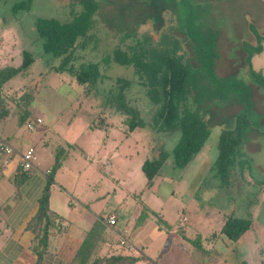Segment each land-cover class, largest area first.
<instances>
[{"label": "rangeland", "instance_id": "rangeland-1", "mask_svg": "<svg viewBox=\"0 0 264 264\" xmlns=\"http://www.w3.org/2000/svg\"><path fill=\"white\" fill-rule=\"evenodd\" d=\"M24 1L28 0H0V57L8 53L7 56L12 60L8 64L0 59V66L20 65L22 50L28 48L45 68L46 65L51 66L53 63L56 65L58 61L54 60L52 55L44 54L43 41L36 40L35 23L41 18L69 20L72 17V7L79 9L81 0H30L28 9L14 10L17 3ZM95 1L99 4V11L94 17L91 31L93 38L87 50L78 52L87 62L102 60L120 44L121 37L125 34L152 33L157 36L158 31L153 20L163 24L166 21L164 28L173 20L177 36L189 49L182 30L181 18L184 16L178 4L179 0H161L162 3L158 2L155 5H150L151 0ZM192 2L196 6V15L201 19V25L219 32L217 73L225 77L239 76L249 83L252 90L255 103L250 115L252 126L247 132L241 156L226 174L220 173L218 168L214 167L218 157L220 132L222 128L234 124L233 120L240 110L234 100L223 106L208 102L205 104L204 108L210 119L209 139L191 164L183 169L172 165L173 150L179 137L178 131L159 132L157 129L138 128L128 133L126 125L124 127L122 124L123 116L113 114L112 120L108 119L107 122L109 127L114 129L109 132L107 143L113 145L114 150L118 149L122 161L114 176L107 177L108 195L102 203L94 204V209H101L104 203H107L104 213H117L118 227L125 226L128 218L133 221L141 208L138 206L135 209L137 205L135 195L142 192L146 185L142 163L147 158L151 159L159 149L166 152L170 158L164 164L162 176L155 186L145 190L142 195L148 208H145L147 213L141 218L142 222L145 221L144 225H140L136 232L129 236L135 246L145 249L146 263L166 264L164 261L167 258L168 264H240L244 260L248 264H264V89L251 80L244 68L246 53L243 48L245 42L250 45L257 44L250 24L256 25L264 35V0H192ZM167 5H170L174 12L170 11ZM148 15L151 18H148ZM33 40L35 43L30 45ZM128 41L129 39L126 42ZM253 64L256 70L261 69L264 72V52L253 59ZM111 66L110 69H105L106 66L103 63L101 65L102 72L109 74L112 80L101 84L100 90L105 92L114 87V77H129L134 82L129 98L138 100H133V104L142 109L143 116L149 119L152 113H149L145 105L144 94L136 83L137 78L133 70L115 63ZM36 67L39 68V65H35L34 68ZM34 76H37V73H31L28 78L23 74L17 75L6 86L14 90L19 89L20 83H23L21 85L23 86ZM53 77L57 79L58 88L52 90L45 85L41 93L35 95L36 99L46 101L49 106H53L52 108H60L59 112L65 114L68 113L64 111L65 108L77 109L82 104L83 110L81 109L80 114H87L90 122L99 124L103 118L101 113L106 106L103 100L109 96L106 93L98 96L99 99L94 96L92 98L82 96L81 102H76L72 106L70 104L72 93L67 95L68 85H61L59 80L61 75L55 74ZM78 89V93L83 91L82 87ZM16 97L17 95L13 94V98H10L17 101ZM109 110L113 111L108 107ZM115 130L123 132L115 134ZM100 133L101 130L93 131L92 140L103 139ZM103 133L106 134L108 131ZM81 207L83 205L79 203L74 206L76 209ZM64 215L67 216L66 213ZM230 215L252 221L251 230L236 242L217 235ZM213 234L217 236L214 237ZM110 235L112 245L106 252L100 251V255L120 252L142 259L143 253L125 251L120 248L118 236ZM192 240H198L204 248L203 251L197 249ZM55 256L56 253L49 251L44 264H60L61 260Z\"/></svg>", "mask_w": 264, "mask_h": 264}, {"label": "trees", "instance_id": "trees-1", "mask_svg": "<svg viewBox=\"0 0 264 264\" xmlns=\"http://www.w3.org/2000/svg\"><path fill=\"white\" fill-rule=\"evenodd\" d=\"M29 2L30 0L17 3L14 10L28 9ZM158 2L162 3L161 0H151L150 5H155ZM178 4L183 10L184 17L183 19L180 17L181 25L189 49L177 36L173 20L170 17L172 22L169 21L165 28L166 21H163V24L153 20L156 24L155 29L158 31L157 36L152 33L125 34L121 37L120 44L116 45L102 60L87 62L84 56L78 52L87 50L89 42L93 38L91 31L94 17L99 11V4L95 0H81L80 8L72 7V17L67 21L56 18L38 19L34 27L35 38L43 41L44 54L52 55L54 60L58 61L56 65L53 63L48 68L47 73L66 74L72 77L76 84L83 88L81 96L86 98L94 96L99 99L98 96L101 97L103 93L109 96L103 100L106 103L101 113L103 118L95 126H104L108 122L107 119H111V115L121 114L123 116L122 124L124 127L126 125L128 133H132L138 128L157 129L159 132L178 131L179 137L172 156V165L175 168L188 167L209 139L210 119L205 111V104L208 102L223 106L230 100H234L240 110L233 120L234 124L222 128L220 132L217 145L218 157L214 166L220 173L226 174L236 165L237 158L241 156L247 132L252 126L250 115L255 107L252 90L249 83L239 76L225 77L217 73L219 32L201 25V19L197 18L196 6L192 0H179ZM168 7L170 11L173 10L170 5ZM147 17L151 18L149 15ZM249 27L257 44L243 43L246 53L244 68L251 80L264 89V72L261 69L256 70L253 64V59L264 52V35L256 25L250 24ZM128 39L129 41L126 42ZM34 43L35 40L30 45ZM35 61L34 53L24 49L22 62L19 66L0 68V115L4 116L3 114L10 113L12 107H9L8 102L11 101L15 110L19 111L21 125L25 122L31 123L28 122L30 114L28 106L35 97L37 86L36 84L31 87L25 86L22 93L16 97L17 101L10 97L7 98L4 86L17 75L27 73ZM102 63L106 66L105 69H110L111 65L115 63L133 70L137 78L136 83L144 94L145 105L149 109V113H152L151 119L144 117L142 109L133 104L134 101H138L136 98H129V92L134 84L129 77H114V87H110L105 92L100 90L101 84L112 80L109 74L102 72ZM108 107L113 111H108ZM169 158L170 156L166 152L157 149L151 159L147 158L143 162L142 172L146 177V190L155 186L162 176L164 164L168 162ZM61 165L62 160L58 155L57 161L50 171L47 186L39 200L38 213L31 225L39 245L35 264H44L46 255L49 253L50 229L57 228L56 226L62 223V219H58L59 217L50 210L49 204L50 188L55 181L56 171ZM19 172L27 171H24L20 166ZM142 194L143 192H141ZM143 208L139 216L138 227L143 223L141 218L147 213L145 211L147 207ZM147 216L148 214L145 215V217ZM57 220H60L58 224ZM107 225L113 228L116 224L109 225L107 223ZM251 228L252 221L250 219L230 215L217 235L236 242ZM116 232L114 231L113 234L118 236L120 248L128 251V242L133 244L129 239V233ZM109 234L110 230L103 223L97 222L87 232L69 264H136L141 260L139 257L124 255L120 252L100 255L104 239H108ZM215 235L213 234L214 237ZM123 240L126 241L125 244H122ZM192 244L203 251L204 248L198 240H192ZM240 264H248V262L244 260Z\"/></svg>", "mask_w": 264, "mask_h": 264}, {"label": "crops", "instance_id": "crops-1", "mask_svg": "<svg viewBox=\"0 0 264 264\" xmlns=\"http://www.w3.org/2000/svg\"><path fill=\"white\" fill-rule=\"evenodd\" d=\"M7 54L1 56L0 59L9 64L12 60ZM37 60L36 57L35 63L27 73L23 74L27 78L31 76V73H37V76L31 78L29 83L23 86H21L23 83H20L19 89L16 90L6 86L9 81L4 86L7 98H13V94L19 96L25 86L31 87L35 84L37 86L36 96L41 93L45 85L52 90L58 88L57 79L53 77L55 74L47 73V68L50 66L46 65L45 68L44 64ZM35 65H39V68L35 69ZM59 80L61 85H68L67 95L72 93L70 104L73 106L76 102L80 103L82 92L78 93L80 87L75 80L64 74ZM36 96L28 106L30 113L28 122L34 124L32 129L28 127L27 122L20 124L19 111L15 110L10 100L8 102L9 107H12L10 113L0 115V136L5 138L18 153L30 147L35 149L34 168L27 172H19L20 160L17 156L12 158L7 166H4L0 158V264H35L39 245L31 225L38 213L39 200L47 186L50 171L58 155L62 160V165L56 171L55 181L51 185L49 204L50 210L59 217L58 219H62V223L56 226L57 228L50 229L48 249L57 254L55 258L61 260V263L73 259L87 232L97 222L103 223L110 230V234L114 231L127 234L130 232L128 235L131 236L140 227V225L137 226L139 216L142 208L146 206L141 197L146 190L144 189L142 195L141 191L135 195L137 198L135 209L141 206L139 214L133 221L128 218L123 227H118L117 213H104L107 203H104L103 208L95 210L94 204L102 203L109 193L107 177L114 176L122 161L118 149L114 150V146L107 143L109 134L114 130L113 127H109L108 124L95 126L93 122H90L91 119L87 114H80L81 109L83 110L82 104L77 109L63 108L65 112H68L65 114L59 112L60 108L49 106L46 101H38ZM38 119L42 122L38 123ZM95 130L102 131L99 135L103 139L92 140L91 133ZM103 131H108V133L105 134ZM120 131L123 132V130ZM120 131L115 130L114 132L120 134ZM76 203L83 205L84 208H74ZM112 215L117 218L113 228L106 223L108 217ZM60 220L56 223L58 224ZM110 234L108 239H104L102 252H106L112 245ZM129 239L131 240V237ZM137 248L144 255L137 263L147 264L145 249L140 246ZM164 262L168 264L167 258Z\"/></svg>", "mask_w": 264, "mask_h": 264}, {"label": "built area", "instance_id": "built-area-1", "mask_svg": "<svg viewBox=\"0 0 264 264\" xmlns=\"http://www.w3.org/2000/svg\"><path fill=\"white\" fill-rule=\"evenodd\" d=\"M42 122L41 119H38V123ZM34 124L31 122L28 124V127L32 129ZM17 156L20 160V166L26 170L29 171L32 168H34V160H35V149L33 147L28 148L24 152L18 153L14 147L6 141L4 138L0 137V158L4 164V166H7L11 159ZM106 223L109 225H115L116 224V217L114 215L109 216L106 220ZM128 242V241H127ZM126 241L123 240L122 244H125ZM128 250L131 252H140L139 249L134 245L128 242L127 244Z\"/></svg>", "mask_w": 264, "mask_h": 264}]
</instances>
